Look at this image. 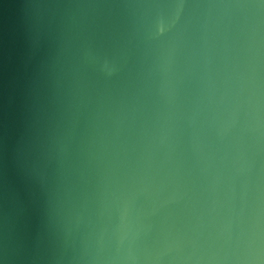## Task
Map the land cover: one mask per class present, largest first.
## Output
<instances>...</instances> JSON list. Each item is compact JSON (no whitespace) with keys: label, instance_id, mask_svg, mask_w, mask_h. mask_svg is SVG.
Listing matches in <instances>:
<instances>
[{"label":"water","instance_id":"1","mask_svg":"<svg viewBox=\"0 0 264 264\" xmlns=\"http://www.w3.org/2000/svg\"><path fill=\"white\" fill-rule=\"evenodd\" d=\"M0 264H264V0H0Z\"/></svg>","mask_w":264,"mask_h":264}]
</instances>
